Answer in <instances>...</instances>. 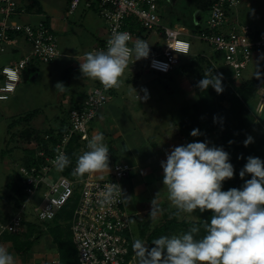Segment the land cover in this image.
Segmentation results:
<instances>
[{"label":"built area","instance_id":"built-area-1","mask_svg":"<svg viewBox=\"0 0 264 264\" xmlns=\"http://www.w3.org/2000/svg\"><path fill=\"white\" fill-rule=\"evenodd\" d=\"M243 0H215L207 11L204 25L198 32H190L164 21L162 0H70L68 13L71 14L83 5L95 7L106 23V36L93 50H106L107 41L113 31H127L132 44L136 39L146 40L149 33H157L159 40L150 47L148 58L129 61L130 71L137 66L170 73L185 60L180 55H189L193 37L210 46L222 61L224 76L230 82H241L243 71L253 60L261 66L264 62V27H254L234 17L236 9ZM26 9L20 0H0V53L13 48L22 39L29 45V51L20 59L0 67V100L7 99L15 89L14 74L22 75L23 69L33 62L48 63L58 54L55 31L46 18L41 17L35 23L18 20ZM186 46V49H185ZM174 49H172V48ZM186 50L187 53L178 52ZM187 58V57H186ZM185 58V59H186ZM154 62L157 63L154 66ZM166 67V70H165ZM230 72L227 76L226 72ZM20 80V79H19ZM112 88L104 89L101 83L94 86L82 100L81 105L67 113V129L51 141L46 149H38L34 155L37 163L21 164L17 168L23 186L24 200L6 223H0L2 233H17L24 229L28 217L45 226L51 222L66 206L71 212L68 219L71 240L76 248L78 264H136L132 248L136 238L132 227V214L126 205L123 180L127 178L133 166L124 161L109 159V168L84 176H74L76 160L65 167L70 175L59 170L58 175H49L54 167L53 160L57 149L68 156L69 146L77 137L79 156L87 150L90 138L89 125L97 116L99 109L111 97ZM259 110L264 106V83L258 89ZM261 112V111H260ZM117 183L122 189L120 196L110 206L98 204V193L105 185ZM37 195L40 196L38 199ZM33 197L37 203H33ZM29 204L30 211H26Z\"/></svg>","mask_w":264,"mask_h":264},{"label":"clouds","instance_id":"clouds-1","mask_svg":"<svg viewBox=\"0 0 264 264\" xmlns=\"http://www.w3.org/2000/svg\"><path fill=\"white\" fill-rule=\"evenodd\" d=\"M131 39L127 31H113L106 50L84 54L83 62H79L82 76L98 80L105 90L119 87L130 59L134 57L136 61L148 58L150 54V45L146 41L138 38L129 44ZM175 50L187 53L186 50ZM157 63L163 64L154 62V66ZM19 79L21 75L14 74L15 87ZM60 85L63 84L58 83L56 87ZM198 86L201 89L212 87L217 93L224 91L222 77L212 70L203 75ZM130 91H134L139 100L148 98L146 88L143 89L144 97H140L133 86ZM213 120L216 122L217 118L214 116ZM190 134L198 136L201 133L197 128ZM251 142L253 137L248 136L244 145ZM70 163L67 154L57 149L54 166L63 170ZM161 166L167 199L177 215L193 214L196 209L200 212L211 210L212 214L203 224L204 235L200 238L195 235L200 232V227L194 225L179 234L155 238L151 248L143 240L135 239L132 248L136 264H264V160L248 156L239 176L251 174V178L240 188L228 190H223V182L233 178L235 169L230 154L222 146H209L206 141L174 146L166 153ZM108 168L109 148L104 135L94 134L87 140V150L77 157L72 174L84 176ZM120 196H123L120 185L111 182L99 191L97 202L101 206H110ZM151 205L150 220L157 222L162 213L156 197ZM0 264H16L14 254L2 244Z\"/></svg>","mask_w":264,"mask_h":264},{"label":"crops","instance_id":"crops-1","mask_svg":"<svg viewBox=\"0 0 264 264\" xmlns=\"http://www.w3.org/2000/svg\"><path fill=\"white\" fill-rule=\"evenodd\" d=\"M38 1L40 10H37L36 6L33 8H29L28 6L27 9L26 6L29 5L31 1L20 0V5L22 7L24 6L26 11L19 15L18 20L35 23L38 19L44 17L50 27L55 31L56 36L58 34L59 37L57 36V38L62 42L60 41V48L58 44L57 56L52 61L48 62V66L45 69H42V71L40 70L38 67L40 65L39 62L29 64V70L26 73L22 72L20 82H26L29 77L33 79L40 74L50 77L52 70L56 69L59 79L63 80L58 83H62L63 85L59 86L60 98H57V106L51 107L53 113L48 119V123L54 126L55 129H58L67 122L68 111L80 106L82 100L91 89L100 83L98 80H92L82 76L79 69V62H83L84 54L89 52L88 48H91L90 51H92L96 45L103 41L106 36V23L94 10L85 13L83 8H77L75 12L69 14L68 10L65 9L67 0ZM234 10H236L237 13L234 16L236 19L240 13L246 11L249 16L256 19V24H248L252 26L255 25L254 27L257 28L264 27V0H243ZM76 12L81 13L80 19L82 18V22L85 26L84 31L80 30L79 34L86 33L88 36L86 34H81L80 39L75 44L73 40V37L77 35L75 29H79H74L76 24L70 23L68 18ZM86 27L90 30L89 32ZM147 39H149V37H147ZM157 39L159 40V38ZM66 42L67 44H65ZM154 43L155 42H148L150 46ZM28 51L29 45L22 39H19L15 47L4 52L6 55L3 56V59H6V64H8L14 60L20 59ZM2 66L3 65L0 67ZM131 77L132 76L129 75L125 78L126 84L124 83L125 85L119 87V91H117L116 87H113L110 99L99 109L97 116L91 122L89 134L91 137L94 134L103 133L105 140L108 139L107 142L112 141L114 145H107L110 150L109 159L115 160H118L119 157L111 151L114 152L115 150H119L120 153H124L128 149L124 136H128L129 140L137 141L138 154L131 157L134 161L131 163L133 170L131 174L122 181V184L124 187L126 205L136 225V230H134L135 228L133 229L134 233L137 235L136 238L143 240L148 245V237L150 234L163 225H166L167 222H171L172 220H176V222H200L206 220V216L203 215L206 214V211L200 212L199 209H196L193 214L181 213L177 215L175 207L172 206L167 199V190L163 185L164 173L161 161L166 160V153L170 152L174 146L183 145L184 141L180 135H175L170 132L171 130H169L170 125L168 122L170 117L166 115L168 109L167 111L164 109L165 113H160L156 110L155 103L150 100L151 96H148L146 100H139L136 93L130 91L133 86L140 97H144L145 95L143 91L145 88H141L139 85L134 84L130 80ZM17 86L11 94L16 92ZM117 92H119V94H117ZM152 92L148 90V95ZM119 99L121 101H119ZM116 109H118L120 116L111 112L116 111ZM36 116H42L41 112ZM43 119L45 120L46 118ZM114 141H116V144ZM122 141L125 142L126 148L121 146ZM77 151H79L78 148L76 149V152ZM155 197L162 213L157 222H153L149 217L152 207L151 201ZM191 226L194 225L186 226V228L185 226H183V228L179 226L168 227L164 229L162 234L155 237H152V234L150 246L153 247L152 241L161 235L177 234L178 229H183V231H185ZM42 227L43 229H47L46 226L42 225ZM132 227H134V225ZM198 227H200V232L195 234L196 238H200L204 235L203 226L199 225ZM179 232L180 231H178V233ZM46 235L48 236L47 239ZM48 239L52 242L51 236L43 233L38 239L34 240L31 248L24 253H16L12 247L11 241L2 236L0 237V244L4 245L14 254L16 264H59L56 244L52 243L48 245Z\"/></svg>","mask_w":264,"mask_h":264},{"label":"rangeland","instance_id":"rangeland-1","mask_svg":"<svg viewBox=\"0 0 264 264\" xmlns=\"http://www.w3.org/2000/svg\"><path fill=\"white\" fill-rule=\"evenodd\" d=\"M69 3L70 0H67V3L65 5V9L67 10L69 9ZM197 3L198 0H162V14L164 21L167 24H170V22L178 21L179 27L184 29L185 27L187 28V26L193 24V16L196 12L195 10L198 9V7L196 6ZM79 8H83L85 13L92 10L97 12V9L95 7L89 9L85 8L83 5H80L78 9ZM233 11L235 16L237 14L236 10ZM97 14L99 15L98 12ZM206 15L207 13L203 11L202 20L198 21L201 26L204 25ZM80 16L81 13L76 12L74 15H70L68 18L70 20V23L76 24L74 26V29H79H75L77 32V35L73 37L75 44L80 39L81 34H86H79L80 30L84 31L85 29L84 23L82 22V18L80 19ZM99 17L102 19L100 15ZM237 19L250 24H256V19L249 16L246 11L240 13ZM86 29L88 32L90 31L87 27ZM86 35L88 36V34ZM148 37L149 39L144 40L147 43L155 42L158 40L157 38H161L157 33L153 32L149 33ZM186 38L191 41L192 46L189 55H180L182 61L188 60V62L185 63L182 72L177 73L176 71H172L170 73H162L159 71L147 69L145 66H137L135 71L132 72L126 68L121 77L122 81L124 82H122L119 87L125 85V78L131 75L132 77L130 78V80L134 84L139 85V87L141 88H146L151 92L153 90V92L148 95L151 96L150 100L155 103L154 105L158 112L165 113L164 109H166V111L168 109L166 115L170 117L168 121L170 125L169 130H171V133L181 136L182 140L184 141L183 145L195 141H206L209 146H222L221 131L218 128H212L205 121L199 122V124H197L195 127L190 126V113H192L193 111L191 107L192 104L199 98L200 93L206 92L208 90L215 92V89L212 87L201 89L198 86V81L203 78V75H207L209 70H212L213 73L218 74L222 77V85L224 91L222 93H218L217 95L220 99V103L226 107H228L230 104L229 96L231 90L234 87V83L225 78L222 61L219 58H215L216 60L212 61L208 59V53L213 51L210 46L202 43L196 38ZM57 41L60 48L61 40L57 38ZM65 44H67V42ZM90 50L91 48H88V51ZM199 54H205L206 56L203 58ZM5 55V53H0V66L7 63L6 59H3V56ZM35 63L37 62L35 61ZM47 66L48 63H40L38 67L42 71V69H45ZM25 68L26 73L29 70V66H26ZM260 68L261 66L257 60H253L252 62H250V64L243 71L241 82L259 76ZM226 73L227 76L231 75L229 71ZM20 81L21 79L18 81L16 92L9 95L7 100L3 99L0 101V223H6L16 212V209L19 208L16 207L18 203V186L16 185V183L14 186H9V181L13 178L16 179V176L18 174L17 168L19 167V165L24 164L26 159L35 155L40 139H44L46 135H49L46 134L48 133L49 129L55 128L54 126L50 125V123H48V119L53 113V109H51V107L57 106V98H60L59 87H56V85L58 84V82H62L63 80L59 79V75L56 73V69H53L50 77L40 74L33 79L29 77L26 82ZM119 87H116L117 91H119ZM117 94H119V92H117ZM257 100L258 99L256 97L246 105L251 118L250 120L248 118L245 138H247L248 136L253 137V142L247 145L248 149L253 150L257 147L258 138L262 130L264 129L263 124L260 122V120L264 118V106L261 110H259L260 106L257 105ZM119 101L121 100L119 99ZM32 110H38V113L41 112L43 117L34 116L30 119L29 122H19L15 126L9 127V123L13 120V118L24 116L26 115V113ZM111 112H113L117 116H120V113H118V109ZM43 118L46 119L44 120ZM182 120L184 121V124L179 125ZM187 125L189 128H187ZM197 128L200 130L201 134L198 136H192L190 133L193 129ZM124 138L128 145V149L124 153H120L119 150L111 152L117 154V157H119L118 160L124 161L131 165V163L134 162L131 157H134L138 154V143L137 141L129 140L128 136H124ZM236 139L238 138L236 137ZM107 140H105L107 145H114L112 141L107 142ZM114 142L116 144V141ZM55 174L58 175L59 170L54 166L51 168L49 175ZM17 184H19L23 188L20 179L17 180ZM37 197L38 199L40 198L39 195H37ZM23 200L24 198L21 197L19 204H21ZM33 203H37L34 197ZM26 211H30L29 204H27ZM205 211L206 214L203 215L206 216V219H208L211 214V210ZM30 216L28 218L32 221L28 222L37 223L34 218H31ZM47 223H49V225H47ZM47 223H43L47 227V229L52 227L53 224L62 225L60 222H58V220ZM38 224L39 223H37V225ZM133 225V229L135 228L134 230H136V225L132 222V226ZM22 231H24V229ZM178 231H180L179 233H181L183 229H178L177 234H179ZM3 234L4 233H2L0 237ZM46 234L51 236V234L48 232ZM134 234L135 236H137L136 233ZM47 238L48 236L46 235V239ZM52 243L53 241L50 242V239L47 240L48 245Z\"/></svg>","mask_w":264,"mask_h":264},{"label":"trees","instance_id":"trees-1","mask_svg":"<svg viewBox=\"0 0 264 264\" xmlns=\"http://www.w3.org/2000/svg\"><path fill=\"white\" fill-rule=\"evenodd\" d=\"M31 2L27 5L29 8L37 7V10H40L39 1L38 0H30ZM215 0H198L197 7L195 14L193 16V24L190 26H185V29L190 32H198L202 28L198 21L202 20V12L208 11L209 7ZM196 7V8H197ZM198 17L200 19L198 20ZM179 24L178 21L170 22V25L177 26ZM189 27V28H188ZM184 29V28H183ZM184 29V30H185ZM203 58L206 56L205 54H199ZM216 57H215V56ZM208 59L210 61L216 60L215 58H219L218 54L215 51L208 53ZM200 58V57H199ZM188 62L184 61L180 65L176 67L174 71L180 73L183 71L185 63ZM26 68L23 69V73H25ZM264 83V62L261 64L260 68V75L257 77H253L251 79L242 81L240 83L234 82V87L231 90L229 99L230 104L228 107L222 105L220 103V99L218 97V93L215 91H206L200 93L199 98L192 104V113H190L191 117V127H195L199 122L205 121L207 122L212 128H218L221 131V139H222V147L230 154V161L234 165L235 173L233 178L227 179L223 182V190H228L232 187L240 188L244 181L251 178V174H246L245 177L241 178L239 176V171L243 168L244 164L247 162L248 156H255L260 157L264 160V129L262 130L258 142L257 147L253 149H248L247 146L244 145L245 138V131L246 126L248 125V118L250 120L251 116L247 109V104L252 101V99L257 97L258 89ZM77 108V107H76ZM38 114V110H32L24 116H20L17 118H13V120L9 123V127L15 126L17 123L22 122H29L31 118ZM216 117L217 120L214 122L213 117ZM260 122L264 126V118L260 120ZM184 121L182 120L179 125H183ZM68 126L67 122L59 127L58 129H49L48 133L50 135L51 141H54L58 136H60ZM187 128L188 125H187ZM236 137L238 139H236ZM77 137H74L69 146L68 157L71 160H76V149L78 148V144L76 143ZM229 141H232L229 143ZM48 141L44 139H40L39 145L37 148L39 149H46V153L50 154V150L47 148ZM38 161V160H37ZM34 155L26 159L24 162L25 165H32L37 163ZM67 175H70L68 169L64 168L62 170ZM21 179L19 174H17L16 179L13 178L9 181V186L16 185L17 193H18V203L16 207L20 206L19 202L21 197L24 198V193L22 187L17 184V180ZM237 182H236V181ZM71 209L70 207H65L62 209L54 220H58L60 224H53L52 227L44 230L42 225L34 222H25V229L24 231H20L17 233H4L2 237L7 238L11 241L12 247L16 253H24L28 251L34 240L38 239L43 233H50L53 243L56 244V249L58 252L59 257V264H78L77 256H76V248L71 240V233L69 229V224L63 222L70 216ZM212 214V212H211ZM211 214L208 219L202 220L200 222H192V221H181L176 222V220H172L171 222H167L166 225H163L159 229L153 231L150 236L148 237V247L151 248L150 242L151 238L155 237L159 234H162L164 229L168 227H176L179 226L183 228V226L195 225V226H203L205 221H209ZM53 220V221H54ZM51 221V222H53ZM50 222V223H51ZM40 225V226H39ZM49 225V223H47ZM142 234V233H141ZM153 234V236H152ZM152 236V237H151Z\"/></svg>","mask_w":264,"mask_h":264},{"label":"water","instance_id":"water-1","mask_svg":"<svg viewBox=\"0 0 264 264\" xmlns=\"http://www.w3.org/2000/svg\"><path fill=\"white\" fill-rule=\"evenodd\" d=\"M200 19V17H198V20ZM121 146L123 147V148H126V145H125V142L124 141H122L121 142Z\"/></svg>","mask_w":264,"mask_h":264}]
</instances>
